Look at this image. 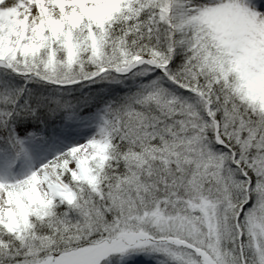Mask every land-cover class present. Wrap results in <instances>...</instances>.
<instances>
[{
	"label": "snow or ice",
	"instance_id": "obj_1",
	"mask_svg": "<svg viewBox=\"0 0 264 264\" xmlns=\"http://www.w3.org/2000/svg\"><path fill=\"white\" fill-rule=\"evenodd\" d=\"M0 264H264V0H0Z\"/></svg>",
	"mask_w": 264,
	"mask_h": 264
}]
</instances>
